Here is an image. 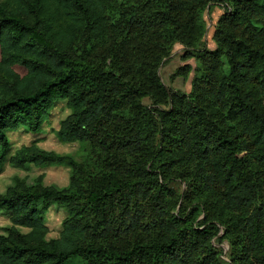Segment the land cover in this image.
<instances>
[{"label":"trees","instance_id":"obj_1","mask_svg":"<svg viewBox=\"0 0 264 264\" xmlns=\"http://www.w3.org/2000/svg\"><path fill=\"white\" fill-rule=\"evenodd\" d=\"M218 1L210 50L215 0H0V171L6 131L37 132L57 99L73 109L61 139L91 143L85 161L35 145L11 157L73 174L0 193V264H222L221 227L240 240L235 264H264V0ZM176 43L201 60L191 92L160 74ZM50 203L69 214L47 240Z\"/></svg>","mask_w":264,"mask_h":264},{"label":"rangeland","instance_id":"obj_2","mask_svg":"<svg viewBox=\"0 0 264 264\" xmlns=\"http://www.w3.org/2000/svg\"><path fill=\"white\" fill-rule=\"evenodd\" d=\"M227 3L215 0L210 8H207L204 17L206 20V34L201 47L207 49H215L217 46L214 39V31L218 23V19L224 13ZM200 58L198 56H187L184 47L180 43H176L172 53L167 61L160 67V74L164 83L172 89L183 92H191L192 81L200 66ZM149 103V99H145ZM73 111L67 103V99L55 100L49 112L43 117L42 126L37 132L31 131L27 126H20L15 130H7L6 134L9 139V150L4 159L2 169L0 171V193L6 192L9 186L13 185L17 178L24 179L27 183L33 184L38 177L43 176V184L54 186L57 188H65L69 186L73 174L72 166L68 162L47 163L43 165H35L26 163L24 166H17L11 162L14 156L25 146L35 145L39 149L53 151L60 155H68L76 161H85L89 158L91 151V143L88 141L66 142L59 136V128L61 121L64 120ZM170 185L179 193L184 194L187 191V183L180 180H174ZM177 211V210H176ZM69 212L66 207L57 203H50L45 207L44 217L45 224L49 232L46 236L47 240L59 237L63 222ZM204 218L200 215L198 220ZM12 225L11 213L0 210V232ZM22 232H28L30 228L18 226ZM215 245L219 252L220 262L222 264H235L240 254V240H233L225 237V231L221 227L218 235L214 239ZM67 264H85L81 256H74L67 261Z\"/></svg>","mask_w":264,"mask_h":264}]
</instances>
